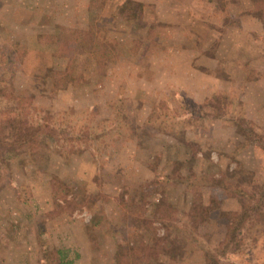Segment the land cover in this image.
Wrapping results in <instances>:
<instances>
[{
    "label": "rangeland",
    "instance_id": "1",
    "mask_svg": "<svg viewBox=\"0 0 264 264\" xmlns=\"http://www.w3.org/2000/svg\"><path fill=\"white\" fill-rule=\"evenodd\" d=\"M9 55L22 102L0 117L55 132L0 168V264H264V202L221 255L243 202L198 184L218 205L193 222L174 180L264 183L238 131L264 138V0H0V69Z\"/></svg>",
    "mask_w": 264,
    "mask_h": 264
},
{
    "label": "trees",
    "instance_id": "2",
    "mask_svg": "<svg viewBox=\"0 0 264 264\" xmlns=\"http://www.w3.org/2000/svg\"><path fill=\"white\" fill-rule=\"evenodd\" d=\"M134 2L130 1L128 5L125 4L121 14L126 15V13H132V4ZM10 60L6 62L3 60L4 67L0 69V98L7 99L8 101H16L18 103L22 102V97L18 93L14 94V89L11 87V73L13 71V66H11V55H9ZM8 64H10L8 66ZM5 116L0 117V168L4 165V161L7 157L17 155L21 150L28 149V146L37 141L39 136L43 137H53L55 132L54 128H49L41 120H36L34 117L24 118L21 117V112L17 108H7L3 111ZM240 123V121L238 122ZM239 132L242 133L249 140L254 141L257 145L264 148L261 136L254 134L251 129H243L242 126L238 128ZM10 139L11 141H7ZM4 159V160H3ZM175 183L187 185L188 188L194 189L196 195H192L187 201L186 205L188 207L189 216L193 219V222L205 221L207 218V213L210 207H216L217 201H214L211 206H207V203L201 198L199 193V185L205 183L215 185L213 187H219L223 193V189L229 192L231 196H237L243 202V207L239 213L233 214V222L226 227V232L224 236V243L218 249V253L224 254L228 245L236 243L239 247L241 245V236L239 235L240 228L243 229L247 223H252L251 232L253 227L259 225L263 219V213L260 209L261 204L264 202V183L258 185L252 192H248L241 187H234L224 184L222 180L215 178L214 176H189L182 179L179 173L175 174ZM198 187V188H197ZM193 191V192H194ZM225 195V194H224ZM163 203L157 204L156 206H162ZM223 215L227 216L229 213L223 212ZM238 232V233H237ZM224 246V247H223ZM55 253L58 255V261L56 264H63L62 257L64 256V251L56 249ZM50 252H47L45 258V263L43 264H55L56 260H52L49 256ZM49 260V261H48ZM51 261V262H50ZM69 261H67L68 263ZM219 260L216 255L209 250L204 251V258L202 264H218Z\"/></svg>",
    "mask_w": 264,
    "mask_h": 264
}]
</instances>
